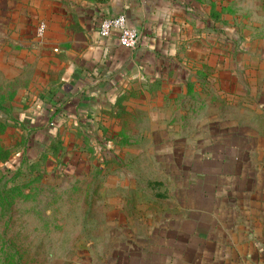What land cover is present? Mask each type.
Returning a JSON list of instances; mask_svg holds the SVG:
<instances>
[{"label":"rangeland","instance_id":"obj_1","mask_svg":"<svg viewBox=\"0 0 264 264\" xmlns=\"http://www.w3.org/2000/svg\"><path fill=\"white\" fill-rule=\"evenodd\" d=\"M210 15L215 30L200 23L199 35L222 60L185 61L170 81L177 101L152 108L161 119L126 91L115 119H19L24 90L44 95L61 79L52 46L17 76L0 56V264H115L128 228L142 242L176 197L222 186L230 173L218 166L264 165V0H210Z\"/></svg>","mask_w":264,"mask_h":264},{"label":"crops","instance_id":"obj_2","mask_svg":"<svg viewBox=\"0 0 264 264\" xmlns=\"http://www.w3.org/2000/svg\"><path fill=\"white\" fill-rule=\"evenodd\" d=\"M194 1L0 0L3 60L20 66L14 68L17 76L24 66H38L40 49L47 44L52 46V70L61 77L44 95L35 94V88L24 90L18 118L115 119V103L126 91L139 94L129 96L128 104L143 99L144 108H150L145 119H161L152 108L177 101L182 87L170 81L182 74L184 62L221 61L224 55L216 56L214 41L199 35L200 23L208 31L217 26L210 0L206 10ZM120 13L139 32L134 50L119 44L116 31L108 37L98 34L104 17ZM38 20L47 26L42 42L35 33ZM186 26L190 35L180 30ZM218 167L230 173L222 186L210 179L199 186L207 188L205 194L176 197L175 210L164 211L156 227L144 228L142 242L128 228L127 250L118 247L115 264H264V165ZM215 173L211 177L221 176ZM136 242L143 244L141 253H136Z\"/></svg>","mask_w":264,"mask_h":264},{"label":"built area","instance_id":"obj_3","mask_svg":"<svg viewBox=\"0 0 264 264\" xmlns=\"http://www.w3.org/2000/svg\"><path fill=\"white\" fill-rule=\"evenodd\" d=\"M45 30L44 23H39L35 28L36 36L42 37ZM114 31L117 32L120 45L134 50L138 47L140 35L137 29L127 24V18L124 14H116L104 17L98 26V34L101 37H108Z\"/></svg>","mask_w":264,"mask_h":264}]
</instances>
